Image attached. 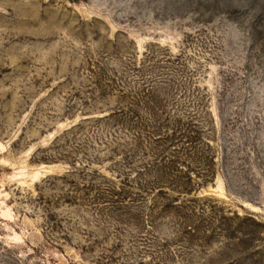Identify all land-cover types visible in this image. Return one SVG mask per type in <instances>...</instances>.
Instances as JSON below:
<instances>
[{
    "label": "rangeland",
    "instance_id": "1",
    "mask_svg": "<svg viewBox=\"0 0 264 264\" xmlns=\"http://www.w3.org/2000/svg\"><path fill=\"white\" fill-rule=\"evenodd\" d=\"M0 264H264V0H0Z\"/></svg>",
    "mask_w": 264,
    "mask_h": 264
}]
</instances>
